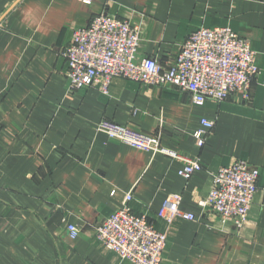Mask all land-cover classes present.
Here are the masks:
<instances>
[{"label": "crops", "instance_id": "1", "mask_svg": "<svg viewBox=\"0 0 264 264\" xmlns=\"http://www.w3.org/2000/svg\"><path fill=\"white\" fill-rule=\"evenodd\" d=\"M108 13L137 26L140 57L173 64L200 28L230 27L249 40L261 70L249 100L242 93L198 107L176 88L115 79L70 93L62 51L75 29ZM215 122L202 148V120ZM108 120L162 147L199 158L190 180L182 164L97 131ZM245 160L260 171L246 227L238 231L203 209L218 170ZM131 193L132 212L147 215L168 245L162 264H264V0H0V264H131L107 250L95 226ZM180 194L175 215L157 217ZM81 229L69 237L66 224Z\"/></svg>", "mask_w": 264, "mask_h": 264}, {"label": "built area", "instance_id": "2", "mask_svg": "<svg viewBox=\"0 0 264 264\" xmlns=\"http://www.w3.org/2000/svg\"><path fill=\"white\" fill-rule=\"evenodd\" d=\"M84 5L113 0H78ZM140 33L137 26L108 13L95 17L89 26L75 29L69 45L62 51L67 61L70 93L99 87L108 95L115 79H126L144 86L173 87L190 96L193 105L207 102L223 103L233 94L242 93L249 100L253 80L261 70L257 53L249 40L237 35L230 27L200 28L191 33L181 46L170 66L158 60L140 57ZM215 122L202 120V129L194 136L202 148ZM97 131L109 139L132 148L162 154L182 164L178 175L185 180L203 169L199 158H190L162 147L160 136H148L131 127L101 120ZM260 171L245 160H237L222 167L213 176L209 196L199 205L212 212L224 225L231 224L238 231L246 227L255 195ZM131 193L120 208L95 226L97 240L121 261L131 264H162L168 245L165 233L159 232L147 215H136L130 206ZM182 196L171 194L163 202L157 217L170 220L179 215L194 221L196 217L180 210ZM69 237L76 239L81 229L66 224Z\"/></svg>", "mask_w": 264, "mask_h": 264}]
</instances>
